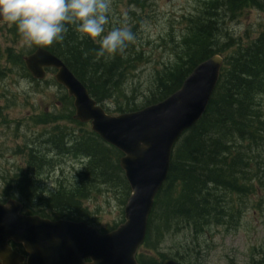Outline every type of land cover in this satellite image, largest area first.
<instances>
[{"label": "trees", "instance_id": "16d2710c", "mask_svg": "<svg viewBox=\"0 0 264 264\" xmlns=\"http://www.w3.org/2000/svg\"><path fill=\"white\" fill-rule=\"evenodd\" d=\"M210 6L201 17L192 20L183 38V65L165 66V70L156 74L152 90L139 105L122 89L123 78L134 68V59L129 54L131 43L123 54L98 57L99 42L82 36L73 25H68L62 41L49 46L32 45L23 55L0 47V77L7 66H17L23 78L31 83L49 84L58 89L61 113H43L33 120L37 125H54L46 134L44 147L50 144L58 155L69 154L83 161L81 168L75 171L74 181H59L55 191L43 196L38 177L45 167L46 155L34 145L26 148V170L17 169L8 183L14 192H7V199L0 203L16 200L28 208L29 215L50 220L85 221L90 225L89 214L83 207L90 189L103 186L117 190L123 206L130 195L119 166L122 154L103 142L88 124L74 119L72 99L53 79L34 81L24 67L22 56L43 48L65 64L108 114L137 111L176 92L197 64L218 54L213 40L214 31L220 30V22L212 19L218 9L222 14L231 15L248 7L263 10L264 1L211 0ZM6 25L11 37H21L15 25ZM225 64L227 67L221 70L204 113L174 145L167 178L155 196L147 220L143 252L135 257L139 264H161L170 258L158 253L160 260L157 261L151 253L171 231L185 230L197 237L211 225H232L241 212V197L255 194L256 187L252 183L256 168L250 154L253 148L264 146V117L258 100L264 95V30L250 43L238 46ZM46 72L53 73V70ZM114 103L116 108L111 110L108 104L113 106ZM62 120L75 128L60 127L58 122ZM232 196L237 199L235 204ZM255 264H264V257Z\"/></svg>", "mask_w": 264, "mask_h": 264}, {"label": "rangeland", "instance_id": "374dc122", "mask_svg": "<svg viewBox=\"0 0 264 264\" xmlns=\"http://www.w3.org/2000/svg\"><path fill=\"white\" fill-rule=\"evenodd\" d=\"M210 4L211 0H110L105 32L126 23L135 35L129 51L134 68L122 80L123 92L135 104L139 105L148 96L154 77L165 70V66L183 65V38L192 20L201 17L207 8H211ZM217 13L212 19L220 22V30L214 31L213 48L223 58L222 69H225L226 58L264 30V9L248 7L234 15L222 14L218 9ZM0 47L23 55L31 46H25L21 37H11L8 25L1 23ZM52 79L53 73L46 74L45 80ZM258 100L264 117V95ZM60 104L56 87L31 83L23 78V72L17 66H7L0 77V201L7 199V192H14L8 183L18 168L26 170V148L33 145L47 158L38 177L41 195L48 196L55 191L59 181H74L75 171L81 168L83 161L81 163V159L69 154L58 155L50 144L44 147L46 134L54 125L33 122L43 113H61ZM108 106L115 110L116 103ZM58 123L60 127L75 128L66 120ZM250 157L256 168L252 183L256 187L255 194L241 197L243 203H240L241 212L236 221L230 226L206 227L197 237L185 230L171 231L152 251L155 260H160L158 253L178 258L175 260L180 264H255L264 257V146L253 148ZM87 194L83 207L89 214L87 220L91 226L101 232L120 225L123 205L117 190L96 186ZM231 199L233 204L237 202L235 197Z\"/></svg>", "mask_w": 264, "mask_h": 264}, {"label": "water", "instance_id": "95a60500", "mask_svg": "<svg viewBox=\"0 0 264 264\" xmlns=\"http://www.w3.org/2000/svg\"><path fill=\"white\" fill-rule=\"evenodd\" d=\"M3 22V21H0ZM35 80L46 69L73 99L74 119L89 123L91 131L122 153L119 165L130 187L124 223L101 235L83 222L49 221L23 216L22 204H0V255L5 264H137L153 200L167 178L172 149L181 135L204 113L218 82L222 59L213 56L198 64L179 90L163 101L138 111L109 115L91 98L86 87L52 53L37 48L23 58ZM19 244L27 257L8 246ZM162 264H179L165 260Z\"/></svg>", "mask_w": 264, "mask_h": 264}, {"label": "clouds", "instance_id": "9594fccd", "mask_svg": "<svg viewBox=\"0 0 264 264\" xmlns=\"http://www.w3.org/2000/svg\"><path fill=\"white\" fill-rule=\"evenodd\" d=\"M110 0H0V21L15 25L25 46H49L62 41L68 25L99 42L97 56L123 54L134 33L125 23L105 32ZM126 15V14H125ZM7 253L0 255L5 264Z\"/></svg>", "mask_w": 264, "mask_h": 264}, {"label": "flooded vegetation", "instance_id": "af4514ba", "mask_svg": "<svg viewBox=\"0 0 264 264\" xmlns=\"http://www.w3.org/2000/svg\"><path fill=\"white\" fill-rule=\"evenodd\" d=\"M27 213H28V208L23 207V214L31 216V215H29ZM9 246L11 247V249L14 252L18 253L20 256L26 257V254H25L24 250L22 249L21 245H17V244H14V243L10 242Z\"/></svg>", "mask_w": 264, "mask_h": 264}]
</instances>
